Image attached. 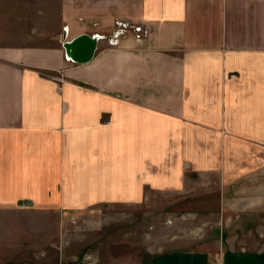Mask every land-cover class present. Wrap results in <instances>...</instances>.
Masks as SVG:
<instances>
[{
  "label": "crops",
  "instance_id": "1",
  "mask_svg": "<svg viewBox=\"0 0 264 264\" xmlns=\"http://www.w3.org/2000/svg\"><path fill=\"white\" fill-rule=\"evenodd\" d=\"M61 19L67 40L99 36L90 61L59 34L0 43L1 222L153 191L264 196L242 182L264 178V0H62ZM227 236L118 264H264Z\"/></svg>",
  "mask_w": 264,
  "mask_h": 264
},
{
  "label": "rangeland",
  "instance_id": "2",
  "mask_svg": "<svg viewBox=\"0 0 264 264\" xmlns=\"http://www.w3.org/2000/svg\"><path fill=\"white\" fill-rule=\"evenodd\" d=\"M61 13L62 0H0V43L43 44L54 34L62 39ZM242 182L261 186L264 178L254 175ZM238 186L225 202L221 196L203 201L184 199L177 191H153L142 203L97 204L58 223L49 210L26 207L1 222L5 209H0V264L142 261L206 239L221 241L222 232L229 236L226 241L236 236L235 246L264 247L258 232L264 226V196L255 187Z\"/></svg>",
  "mask_w": 264,
  "mask_h": 264
},
{
  "label": "water",
  "instance_id": "3",
  "mask_svg": "<svg viewBox=\"0 0 264 264\" xmlns=\"http://www.w3.org/2000/svg\"><path fill=\"white\" fill-rule=\"evenodd\" d=\"M98 38V35L82 33L67 40L65 31L63 46L66 56L69 59L80 63L90 61L96 53Z\"/></svg>",
  "mask_w": 264,
  "mask_h": 264
},
{
  "label": "built area",
  "instance_id": "4",
  "mask_svg": "<svg viewBox=\"0 0 264 264\" xmlns=\"http://www.w3.org/2000/svg\"><path fill=\"white\" fill-rule=\"evenodd\" d=\"M133 28H135L134 25H133Z\"/></svg>",
  "mask_w": 264,
  "mask_h": 264
}]
</instances>
